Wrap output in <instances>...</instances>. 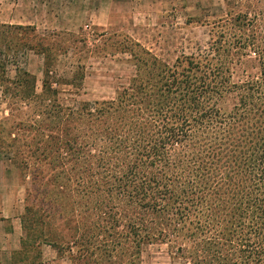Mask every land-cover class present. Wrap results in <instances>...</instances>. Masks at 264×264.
<instances>
[{
	"label": "trees",
	"instance_id": "16d2710c",
	"mask_svg": "<svg viewBox=\"0 0 264 264\" xmlns=\"http://www.w3.org/2000/svg\"><path fill=\"white\" fill-rule=\"evenodd\" d=\"M230 19L243 29L229 48L223 32L173 66L133 51L130 86L65 115L45 54L41 93L12 95L33 100L28 119L15 108L13 139L32 174L26 251L47 243L74 264H140L145 246L162 243L189 264H264V10ZM72 186L76 207L38 205L58 187L71 202ZM58 215L73 233L66 246L47 236Z\"/></svg>",
	"mask_w": 264,
	"mask_h": 264
},
{
	"label": "rangeland",
	"instance_id": "374dc122",
	"mask_svg": "<svg viewBox=\"0 0 264 264\" xmlns=\"http://www.w3.org/2000/svg\"><path fill=\"white\" fill-rule=\"evenodd\" d=\"M4 1L0 0V198L6 212L11 210L18 217L19 232L25 208L32 204L28 195L32 174L26 181L20 159L13 155L18 120L15 108L22 106L21 117L28 119L30 107L26 104L33 100L21 101L12 95L41 93L45 54L55 60L53 74L61 83L54 86L60 89L61 114L65 115L68 105L111 100L130 86L137 72L133 51L148 58V50L159 64L173 66L182 56L208 50L223 32L224 48H229L232 32L243 29L242 22L230 18L253 8L264 10V0H19L14 9L11 4L6 6L13 0ZM43 47L48 48L46 53ZM249 56H255L253 51ZM70 81L71 85H66ZM75 188H71V202L58 187L40 196L38 205L64 201L63 209L75 206L72 200L80 198ZM66 220L62 215L51 218L50 241L66 246L72 239ZM11 227V220L0 224V230L10 231ZM9 238L10 244H18V234ZM3 243L5 239L0 240ZM42 248L44 264H74L67 248L60 252L48 245L30 249L32 264L41 260ZM140 264L189 263L172 254L166 244L154 243L143 248Z\"/></svg>",
	"mask_w": 264,
	"mask_h": 264
},
{
	"label": "crops",
	"instance_id": "0c3cea01",
	"mask_svg": "<svg viewBox=\"0 0 264 264\" xmlns=\"http://www.w3.org/2000/svg\"><path fill=\"white\" fill-rule=\"evenodd\" d=\"M6 2V0L4 1ZM10 2V1H8ZM5 4V3H4ZM11 4V8H17V6L20 5L19 0H13L12 3H7L6 6ZM13 18V17H12ZM13 23V22H12ZM19 24H22L19 22ZM28 25L31 24L30 21H28L27 23ZM4 204V200L0 198V211H3V213L0 216V224L4 223L6 220H11V224L12 227L10 228V231L7 230H0V240L5 239L6 243L4 244H0V264H22L26 263V264H30V254L29 251H26L23 247L22 244V240L24 237V229H23V217L21 219V224H22V231L19 232V230H17V226L15 223V220L18 219L17 216H15L14 212H11V210H8L6 212V208H4L3 205ZM5 209V211H4ZM16 234H18V244H16L15 246V241L14 244H10L9 243V237L12 235L14 236ZM41 245H48L53 247L52 245H49L47 243H43ZM18 255L17 257H15V255ZM20 256V257H19ZM40 257L41 260L37 261L36 263H40V264H44V260H43V248L40 251ZM35 263V264H36ZM32 264V263H31Z\"/></svg>",
	"mask_w": 264,
	"mask_h": 264
}]
</instances>
